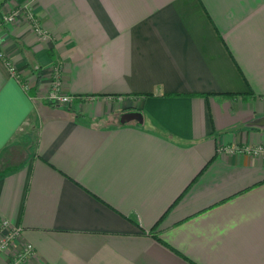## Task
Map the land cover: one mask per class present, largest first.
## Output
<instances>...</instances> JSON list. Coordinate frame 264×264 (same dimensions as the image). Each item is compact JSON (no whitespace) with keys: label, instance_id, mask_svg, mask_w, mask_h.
Here are the masks:
<instances>
[{"label":"crops","instance_id":"crops-1","mask_svg":"<svg viewBox=\"0 0 264 264\" xmlns=\"http://www.w3.org/2000/svg\"><path fill=\"white\" fill-rule=\"evenodd\" d=\"M25 2L41 33L0 21V264H264V157L242 149L264 144V0L0 12ZM55 64L69 105L45 100Z\"/></svg>","mask_w":264,"mask_h":264},{"label":"built area","instance_id":"built-area-1","mask_svg":"<svg viewBox=\"0 0 264 264\" xmlns=\"http://www.w3.org/2000/svg\"><path fill=\"white\" fill-rule=\"evenodd\" d=\"M11 10V9H10ZM6 11V15L1 16V21L3 23H11L16 22L22 17H27L31 24L32 29L37 32L41 33L40 26L38 20L35 18L33 13L29 9L28 2H25L24 4H18L17 7L12 9L11 11ZM0 56H2V52H0ZM5 63L9 66L10 70L14 73L13 66L9 60H5ZM59 65L55 64L53 66V70L50 77V85L49 89L45 95V100L51 104L56 106H63V105H69L71 103V96L67 94L61 93L59 89ZM246 153L251 154L253 156L261 155L264 157V144L263 145H256L252 147H245L243 149ZM19 228H12L10 230H7L1 237H0V252L4 251L8 248L9 244L13 241L15 236L18 234ZM33 247L30 243H27L24 245L23 254H28L32 251Z\"/></svg>","mask_w":264,"mask_h":264},{"label":"water","instance_id":"water-1","mask_svg":"<svg viewBox=\"0 0 264 264\" xmlns=\"http://www.w3.org/2000/svg\"><path fill=\"white\" fill-rule=\"evenodd\" d=\"M139 120L141 121V117L140 116H139ZM250 124L251 125L258 126V127L264 129V116L263 117H258L256 119H254L253 121L250 122Z\"/></svg>","mask_w":264,"mask_h":264},{"label":"rangeland","instance_id":"rangeland-1","mask_svg":"<svg viewBox=\"0 0 264 264\" xmlns=\"http://www.w3.org/2000/svg\"><path fill=\"white\" fill-rule=\"evenodd\" d=\"M13 6L16 8V7H17V4H15V5H13ZM14 7H12L11 10L14 9ZM11 10H10V11H11ZM6 13H7L6 11H1V12H0V21H1V16H2L3 14L6 15ZM242 149H244V148H242Z\"/></svg>","mask_w":264,"mask_h":264}]
</instances>
